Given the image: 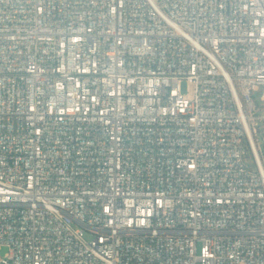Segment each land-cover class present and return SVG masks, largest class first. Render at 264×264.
Segmentation results:
<instances>
[{
    "label": "built area",
    "instance_id": "1",
    "mask_svg": "<svg viewBox=\"0 0 264 264\" xmlns=\"http://www.w3.org/2000/svg\"><path fill=\"white\" fill-rule=\"evenodd\" d=\"M261 88L264 0H0V264H264Z\"/></svg>",
    "mask_w": 264,
    "mask_h": 264
},
{
    "label": "rangeland",
    "instance_id": "2",
    "mask_svg": "<svg viewBox=\"0 0 264 264\" xmlns=\"http://www.w3.org/2000/svg\"><path fill=\"white\" fill-rule=\"evenodd\" d=\"M184 90H185V87H184ZM263 91H264V89L261 88L259 91L254 93L256 100H260ZM260 141H261L262 147L264 148V135L263 134H261V136H260ZM7 252H9V247L2 246L0 249V255H5Z\"/></svg>",
    "mask_w": 264,
    "mask_h": 264
}]
</instances>
